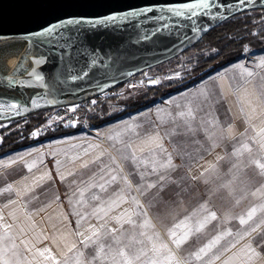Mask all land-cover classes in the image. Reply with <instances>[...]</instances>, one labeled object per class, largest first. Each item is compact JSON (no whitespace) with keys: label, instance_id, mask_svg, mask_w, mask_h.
Here are the masks:
<instances>
[{"label":"crops","instance_id":"0c3cea01","mask_svg":"<svg viewBox=\"0 0 264 264\" xmlns=\"http://www.w3.org/2000/svg\"><path fill=\"white\" fill-rule=\"evenodd\" d=\"M261 59H264V49L247 51L246 55L243 54L195 82L166 94L158 101L102 123L97 127L103 136L102 143L85 132L68 129L37 139L32 145L18 147L15 151L21 154L0 168V216L3 217L0 220V237L7 230V235L12 238L0 240V248L8 249L6 258L11 264H17V261L19 264H51V261L39 255L44 248H48L61 264H64L62 253L67 254L69 264H72V258L80 253L94 256L95 249L101 243L105 249L109 244L113 248L128 244L127 237L132 235V229L128 225L121 228L114 218L120 216L125 209L131 211V198L138 196L135 185L139 182V175L132 161L123 160L122 157L132 152L137 157H147V149L140 151L144 147L142 141L145 137L171 130L172 117L184 110L189 102H193L197 127L202 117L208 119L211 114V119L219 121L216 128L210 129L215 131L216 138L222 134V128L228 129L229 126L234 129V136L225 139L214 149L202 131L196 136H172L170 140H164L167 153H171L174 161L182 166L171 173L168 181L163 182V191L154 188L139 199L145 205L149 202L153 205L148 209L147 217L153 227L143 231L153 236L154 240L158 234L159 241L167 244L175 257L174 264H184L186 261L188 264H201V260L196 261L192 254L219 236V232L234 230L236 215L247 218L249 210L234 211V190L219 191L218 187L212 189V184L233 182L234 178L228 179V170L225 171L228 165L227 152L233 150V145L237 146L233 139L245 133L246 129V139L255 137L257 141L250 139L252 149L257 152V159L264 155L261 152L260 137H256V133L245 123V119L251 114L258 117L251 121L253 125L264 126L261 125V121H264V70L255 66ZM237 63L254 72V75L241 78L238 72L233 71ZM201 91L207 93V99L200 96L198 101H194V97ZM253 108L256 109L255 114L251 111ZM241 109L244 110V116L241 115ZM223 134L228 135L227 132ZM177 151L183 154L182 160L177 157ZM77 156L80 157L79 160L75 159ZM97 156L100 159L91 163ZM218 156L225 158L218 160ZM84 162H88L87 168L81 167ZM222 163L226 165L224 171L220 169L224 166ZM210 166H214V169ZM129 173L132 174L129 179L133 182V189L127 194L120 193L122 185L124 186L121 177ZM111 175L117 176L116 182L111 181ZM100 185H104V188ZM9 186L12 189L10 192L6 191ZM81 191L84 192L83 197L80 196ZM118 193L124 195V199L129 202L121 203L117 208L112 202L116 200ZM94 196L98 198L93 199ZM202 205L205 207L202 208ZM98 208L107 211V215L104 212L93 214V210ZM210 212L215 213L216 219L210 220L200 232H195L197 223L204 220ZM186 217L191 219L186 220ZM133 218L139 222V218ZM236 220L239 222V217ZM261 220L263 219L259 218L252 225L249 221L241 229L248 232ZM181 221L190 225L193 231L177 248L167 232L168 229H174L176 238L182 237L187 229L174 228ZM116 229L120 231H115ZM93 230L99 232L100 239L96 244L86 241V248L81 240L91 236ZM126 231L129 233L122 235ZM140 231L142 229H136L135 238L142 243H133L131 248L145 249L147 255L138 262L143 264L151 257L152 252L151 243L146 237L139 236ZM77 232L83 235H75ZM253 237L254 233L242 235L237 241L227 244L222 255L215 252L211 259L220 255L215 264H243V250L247 244L251 243L253 248L260 251ZM117 238L122 240L120 245L113 243ZM92 239L96 240V237ZM72 245L75 248L69 252L68 248ZM101 256L93 264H111L110 255Z\"/></svg>","mask_w":264,"mask_h":264},{"label":"water","instance_id":"95a60500","mask_svg":"<svg viewBox=\"0 0 264 264\" xmlns=\"http://www.w3.org/2000/svg\"><path fill=\"white\" fill-rule=\"evenodd\" d=\"M199 2L0 0V42L33 37L31 33L67 19L91 21L57 30V35L64 32V37L51 40L49 54L41 59L44 63L39 64L38 73L23 82V88L36 91L34 94L27 95L11 84L0 83V87L21 95L19 101L0 97V122L96 95L180 54L225 19L244 11L264 9V0H228L227 9L221 7V0H209V8L195 9L203 19L189 13L177 17L154 7L152 13L95 24L108 15L122 16L153 4L166 8L168 4L180 7ZM193 26L207 31H193ZM12 103L18 107L11 109Z\"/></svg>","mask_w":264,"mask_h":264},{"label":"snow or ice","instance_id":"6c2138e0","mask_svg":"<svg viewBox=\"0 0 264 264\" xmlns=\"http://www.w3.org/2000/svg\"><path fill=\"white\" fill-rule=\"evenodd\" d=\"M213 3H215V0H212ZM154 7H160L161 11H168L172 14H174L177 17L182 16L184 13H189L191 16H195L198 18L203 19L204 17L202 14L197 13L195 11L196 8H203L207 9L209 8V0H200L197 4H183L180 7H176L172 4H168V6L165 8L163 4H153L150 6L142 7L139 11H130L125 13L122 16L117 15H108L106 17H103V19H97L95 21L96 25H99L103 23L104 21L108 22H116L117 20L123 21L130 17L140 16L146 13H152ZM221 7H224L227 9L228 7V0H221ZM219 11V8L217 9ZM84 22L91 23V21H85L84 18L80 19H67L60 21L58 23L51 24L50 26L44 27L41 30L31 33L30 35L37 38V42L40 44L45 43H51V40L58 39L60 37H64V32H59L57 35V30L66 28L69 25H78ZM193 31L200 30V31H207L206 28L196 29L195 26H193ZM37 64H43V60H37ZM257 68H260L261 70H264V59H261L259 63L255 65ZM233 71L238 72L241 78L244 77H252L254 75V72L248 71L246 67L240 63H237L234 65ZM85 76L88 75L87 72L84 73ZM37 79H40L39 76H37ZM73 79H76V77H73ZM203 96L205 99H207V93L204 91H201L197 94L196 97H194V101H198L199 97ZM193 102H189V104L186 106V108L179 113H177L174 117H172L171 124L172 128L171 130L165 131L163 134L160 132L148 134L145 139L142 141V144L144 147L140 149L141 152L145 151L147 149L148 156L144 158L137 157L135 152H132L130 155H125L122 157L123 160H131L133 165L136 167L137 174L139 175V182L135 185V191L138 193V196L131 198V204L132 209L129 211L128 209H125L124 212L120 215L115 217L117 223L120 224V227L123 228L124 225H128L132 229V235L128 237V244H125L123 247H117L113 248L112 244H109L107 249H105V246L103 243H101L98 248L95 249V255L91 256V254L86 255L85 253H80L75 258H72V264H93L95 260H100L102 258L101 254L103 256H111V264H138V262L141 260V257L146 256L147 252L144 248L132 250L131 245L133 243H142L139 240H136V229H142V231L139 232V236L146 237L147 240L151 243L150 251L152 252L151 257H149L146 261H144V264H174L175 257L170 252L168 245L159 241L158 234L156 235L155 240L153 239V236L148 235L147 232L143 231V229H150L152 228L151 220L148 219V209H150L153 205L151 202H149L147 205L144 203H141V200L139 197L146 196L148 193L152 191L154 188H158L159 191H163L164 184L163 182L168 181L171 173L178 171L179 167L182 165H178L174 159L171 153H167V149L164 148L163 142L166 139H169L172 136H196L199 132H203L205 134V137L211 141L212 148H216L220 146V143L223 142L225 139H228L230 137L234 136V129L232 126H229L228 129H221V135L216 138L215 131H210V129H214L219 125L218 120H213L210 118L211 114H209V118H201L199 127L195 124V113L193 111L192 107ZM11 109H16L18 107L17 104L12 103L9 105ZM179 107V106H178ZM197 107L199 108V104H197ZM73 111L75 109H72ZM252 113H256V109L253 108ZM241 115L244 116V110L241 109ZM254 118L253 115H248V117L245 119V123L249 125V127L252 128V130L256 133V137H260V147L261 152L264 153V126H255L251 123V121ZM261 125H264V121H261ZM73 127L76 125L73 124ZM131 128V126H130ZM227 132L228 135L225 136L223 133ZM247 132V129L245 133H241V136H245ZM35 135V133H33ZM109 139H116L114 137H108ZM253 142H257L255 137H251ZM126 147H131V145H126ZM159 150V152H157ZM251 148H249L247 143H243L240 145V147H236L233 145V151L231 155L237 160H240V158L244 155L245 152L251 153ZM166 153V156L164 155ZM87 154V152L85 153ZM158 155L160 158H158ZM177 157H179L181 160L183 159V154L180 151L176 152ZM75 159L79 160L80 157L77 156ZM100 157L97 156L95 160L91 161V163H95L96 160H99ZM218 160L224 159V157H217ZM115 163V160L113 161ZM240 163H243L242 160H240ZM249 164L255 165L257 169L260 171V175L264 176V155H261L260 158H252L250 156L249 158ZM81 167L87 168L88 162L82 163ZM119 167V166H118ZM214 169V166H210ZM233 167H237V164H233ZM207 171V170H206ZM71 175V173H70ZM132 175L129 173L128 175H124L121 177V179L124 182V188L120 189V193L127 194L133 189V182L129 179V176ZM204 173H201V176H203ZM150 177H155V179H150ZM112 182L117 181V176L111 175L110 177ZM195 179V178H194ZM173 183H179V181H171ZM207 182V181H205ZM101 188H104V185H100ZM227 187V185H225ZM11 186H9L6 191H11ZM106 190V189H105ZM118 193L117 198L112 203L115 205V207H120L121 203H128L129 201L124 199V195ZM256 193H253L255 195ZM84 192H80V196L83 197ZM98 197H93V199H97ZM155 198V197H153ZM57 200H59V197H57ZM14 203V201H13ZM71 203V200L69 201ZM7 207V205H5ZM204 208L205 206H201ZM206 210V209H205ZM258 209L256 207L251 208L247 213V218L241 216L239 217V223L241 226H244L248 224L249 221L253 219V217L256 215ZM259 211L264 212V205H261L259 208ZM98 212H104V215H107V211H105L103 208H98L93 210V214H97ZM79 215V213H77ZM193 215H196V213H193ZM133 217L139 218V222L137 219H134ZM3 217L0 216V220H2ZM83 219V217H81ZM186 220H190L191 217H186ZM216 215L215 213H208V215L204 218V220L199 221L197 223V226L195 227V232H200L210 220H215ZM122 221V223H121ZM184 227L187 229V231L184 232L183 236L180 238H176V233L174 229H168V236L169 239L172 240V242L175 244L177 248L181 246L182 243H184L189 235L192 233L193 228L188 225L185 221H181L180 224L175 225L174 228H180ZM264 228V220H261L260 223L256 224L254 227L251 228L250 231L245 233V236L252 235L253 233H256L257 235H261V230ZM112 231V230H109ZM115 231H120V229H116ZM227 235H231V232L226 233ZM75 235H83V233H75ZM123 235V233H122ZM92 237H96V240H93ZM5 239H12L7 235V230H5V235L3 237H0V240ZM100 239V234L96 230L92 231V235L85 237L84 240H81V243L85 245V247H88V244L86 241H92L93 244H96V241ZM220 239H222V236H217L213 240H211L209 243L205 244L203 247L199 248L198 251L193 253V257L196 261H200L204 259V257H207L210 252H212V249L219 243ZM264 240V235H261V239H258L255 241L257 248L260 249V251H257L256 248L252 247V244L249 243L245 246V249L243 250V255L245 257L243 264H258V262H264V243L261 241ZM23 243V241H22ZM114 244L120 245L122 243V240L117 238L113 241ZM15 247V245H13ZM235 247V245H233ZM75 248V245H72L68 248V251L71 252ZM7 248H0V264H11V262L6 258L7 257ZM47 253V255H46ZM39 255L43 257L47 261H51V264H61L60 260H58L55 256H53L48 248H44L43 251L39 252ZM64 256V264H69V257L66 253H62ZM222 255V253H221ZM91 256V258H89ZM220 259V255H215V257L207 262V264H215L216 260ZM17 264H19V261H17ZM185 264H188L186 261ZM225 264H229V262H225Z\"/></svg>","mask_w":264,"mask_h":264},{"label":"trees","instance_id":"16d2710c","mask_svg":"<svg viewBox=\"0 0 264 264\" xmlns=\"http://www.w3.org/2000/svg\"><path fill=\"white\" fill-rule=\"evenodd\" d=\"M244 46L254 49L264 48V9L244 11L225 19L217 26L210 29L192 46L173 58L164 61L166 65H170V68L190 67V74L195 73L193 78H190L188 81L181 79L168 83L141 87L139 98L123 105L114 102L117 99L116 96H110L100 101L93 108L89 115V121L98 126L104 122L116 119L126 112L134 111L151 104L158 97L172 93L184 87L183 84L186 86L188 82L190 83L208 74L217 65L233 61L238 57ZM211 67L213 68L211 69ZM147 71L149 73L157 72L154 67L148 68ZM49 109L50 108H46L28 114L26 120L23 122L17 118L12 119L11 123L4 128H0V135L2 134L3 136L0 139V148L2 150L13 149L31 141L16 142L14 139L20 133L42 121ZM16 123L20 125L12 130L9 129L11 125H15ZM68 129H58L47 135L64 132ZM4 131H6V134H4Z\"/></svg>","mask_w":264,"mask_h":264},{"label":"rangeland","instance_id":"374dc122","mask_svg":"<svg viewBox=\"0 0 264 264\" xmlns=\"http://www.w3.org/2000/svg\"><path fill=\"white\" fill-rule=\"evenodd\" d=\"M261 49H264V48H261ZM261 49H254V48L244 46L242 48L240 54L238 55V57H240L243 54L246 55L247 51H251V50L256 51V50H261ZM225 64H227V63L217 65L215 68H213L214 66L211 67V69L213 68V70H211L209 73H211L212 71L224 66ZM169 66L170 65H166L164 62L154 66V68L157 72L166 73L168 75V77L166 79H164V78L161 79V81L158 84L168 83V82H172L175 80H181V79H183L184 81H188L190 78H193L195 75V73L190 74V72H191L190 67H185V68L171 67L170 68ZM208 68H210V67H208ZM208 74H206V75H208ZM206 75H203L202 77H204ZM196 80H198V79H196ZM195 81H192L190 83L188 82V84H186V86L195 82ZM183 85L185 86V84H183ZM141 89H142L141 87L136 88V89H129V88L118 89L117 88L116 93L113 95V96L117 97V99L114 102H116L117 104L123 105V104L129 103V101H132V100L135 101L139 98V96L141 94L140 93ZM22 90L27 95L31 94L30 92L26 91L25 88H23ZM165 95H163V96H165ZM163 96H161V97H163ZM0 97L12 98V99H15L18 101L21 99L20 94H17L16 92L9 90L7 88H4V87H0ZM161 97H158L156 100L157 101L160 100ZM51 109L52 108H50L48 111H50ZM48 111H47V113H48ZM47 113L45 114L43 120L46 118ZM26 116L18 117L17 119H19L23 122L26 120V118H27ZM9 123H11V120L1 121L0 122V128H4ZM18 125H20V124L19 123H16L15 125L13 124L10 126L9 129L12 130ZM6 128H8V127H6ZM4 132H5L4 134H6V131H4ZM2 137L3 136L1 134L0 139ZM40 138H43V137H40ZM40 138H38V139H40ZM36 140L37 139L28 141L22 145H19L18 147L25 146V145L27 146V144L32 145L33 143H35ZM233 140L235 142L234 144H237L236 147H240L241 144L247 143L249 148H251L252 151H251V153L245 152L244 155L240 158V160H242L243 163H240V160H237V158H235L231 155L233 150L232 151L229 150L227 152V163H228V165L226 167L225 163H222L224 166L220 169L221 170L223 169V171H224L225 167H226L225 171L228 170V172H227L228 179L230 177H232V178H234V180L231 183L230 182H228V183H214V184H212V189H214V188L216 189L218 187L219 191L220 190H234V194H235V198L233 199V202L235 203L234 211L235 210L246 211V210H250L253 207H256L258 209V211H257L256 215L253 217V219L250 221L251 225H252V223L254 221L258 220L259 218H262L264 220V215H262V214H264V212L259 211L260 206L264 205V176L260 175V171H259V169H257L255 167V165L249 164L250 156L252 158H257V156H258L257 152L252 149L253 146L250 143L251 142L250 138H248V140H247L245 136H241V134H239ZM12 142H14V141H12ZM18 147L13 148V149H6V150H2L0 148V168L7 165L8 163H10L15 157H18L19 154H21V152L18 154V152L15 151ZM233 164H237V167H233ZM224 173L225 172H222V174H224ZM225 185H227V187H225ZM123 188H124V186L122 185V189ZM253 193H256V194L253 195ZM234 215H236V214H234ZM236 217H240V216H237V215L235 216V220H234V224H233L235 229L219 232V236H222V239H220L219 243L212 249V252H210L207 257H204V259L201 260V264H207L209 258L211 259V255H213L215 252L221 253L224 249H226L228 247L227 244L231 243L232 241H234V242L237 241L238 239L241 238L242 235H244L246 233L245 231H243L241 229V225L236 220ZM228 232H231L232 234L227 235L226 233H228ZM122 233L128 234L129 232L126 231V232H122ZM261 235H264V228H262V230H261ZM261 235H257L256 233H254L253 239L255 241L258 239H261ZM261 242L264 243V240H262Z\"/></svg>","mask_w":264,"mask_h":264},{"label":"built area","instance_id":"2783aa9c","mask_svg":"<svg viewBox=\"0 0 264 264\" xmlns=\"http://www.w3.org/2000/svg\"><path fill=\"white\" fill-rule=\"evenodd\" d=\"M167 77L168 75L166 73H149L147 69H145L125 79L122 83L96 95L85 97L73 104L52 107L43 121L20 133L14 140L16 142L35 140L55 130L69 128L85 132L88 136L102 143V134L98 131L97 126L89 121V115L93 108L100 101L113 96L117 88L136 89L139 87L152 86L158 84L161 79H166ZM72 109L75 110L73 111ZM73 124L76 126L73 127ZM33 133H35V135H33Z\"/></svg>","mask_w":264,"mask_h":264},{"label":"bare ground","instance_id":"6f19581e","mask_svg":"<svg viewBox=\"0 0 264 264\" xmlns=\"http://www.w3.org/2000/svg\"><path fill=\"white\" fill-rule=\"evenodd\" d=\"M50 47L51 43L40 44L35 37L0 42V83L22 91L23 82L39 71L36 61L47 56Z\"/></svg>","mask_w":264,"mask_h":264},{"label":"flooded vegetation","instance_id":"af4514ba","mask_svg":"<svg viewBox=\"0 0 264 264\" xmlns=\"http://www.w3.org/2000/svg\"><path fill=\"white\" fill-rule=\"evenodd\" d=\"M26 91L30 92L31 94H34L36 92V91H32V90H27V89H26ZM10 99H12V98H10Z\"/></svg>","mask_w":264,"mask_h":264}]
</instances>
